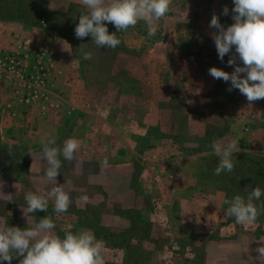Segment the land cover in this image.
I'll return each instance as SVG.
<instances>
[{"label": "rangeland", "instance_id": "1", "mask_svg": "<svg viewBox=\"0 0 264 264\" xmlns=\"http://www.w3.org/2000/svg\"><path fill=\"white\" fill-rule=\"evenodd\" d=\"M224 6L228 16L221 15ZM233 7V0H171L154 36L148 37L143 21L120 33L106 22L121 43L98 49L91 36L75 37L79 16L86 13L80 0H0V33L4 26L24 32L0 42V57L26 38L45 47L48 63V100L28 105L18 101L14 92L20 86L0 67V191L12 195L10 203L0 199L5 224L31 226L20 207L32 191L49 200L47 212L32 214L36 222L51 217L61 238L67 231L91 230L103 242L105 264H261L264 195L253 201L261 212L251 225L225 215L224 201L237 195L247 200L257 186L264 193V100L249 104L238 90L227 91L230 82L208 74L211 67L234 70L227 64L234 48L222 62L211 39L217 30L209 28L213 14L225 28L231 25ZM82 50L93 58L84 60ZM30 64L23 59L20 65L27 66L16 69L29 76ZM68 102L118 121L124 140L112 137L101 156L77 150L72 164L60 157L56 183L72 203L57 215L48 195L47 161L38 154L41 141L54 138L62 145L81 138L79 128L71 134L80 112L59 114ZM104 129L93 126L83 135L98 142L108 139ZM214 140L238 143L232 172L214 174L220 159ZM105 158L109 167L101 171Z\"/></svg>", "mask_w": 264, "mask_h": 264}, {"label": "clouds", "instance_id": "2", "mask_svg": "<svg viewBox=\"0 0 264 264\" xmlns=\"http://www.w3.org/2000/svg\"><path fill=\"white\" fill-rule=\"evenodd\" d=\"M86 9L81 13L79 23L75 27V37L83 39L91 36L96 48L116 49L121 41L116 33L109 34L107 23L112 24L117 32L127 31L143 21L147 26V35L152 37L156 32V22L166 19L170 11L171 0H80ZM231 10L233 23L225 28L220 23L216 14L212 15L209 28L213 32L211 39L214 41L218 58L223 62L224 57L234 48L235 52L227 61L233 67L231 73L216 67L208 69V74L216 80L230 82L227 91H239L249 104L264 100V0H233ZM221 15L228 16L229 9L224 6ZM84 60H91L93 53L83 51ZM239 60V66L237 64ZM40 160L47 161L46 183L52 185L48 195L54 198V212L57 215L68 211L72 201L64 185H57L62 161L68 164L77 160L76 152L81 142L68 138L62 145L56 140L41 141ZM214 153L220 158L215 175L222 172H232L234 169L233 153L240 151L238 143L232 141L224 145L221 141L214 140L211 145ZM109 167L107 158L102 163L100 170ZM3 183L0 182V188ZM40 191H43L41 189ZM262 193L260 187H255L247 196V200L237 195L232 200H225L229 205L225 215L234 217L235 222L241 225L254 223L261 210L253 203L260 200ZM11 194L5 195L0 191V199L11 202ZM8 198L5 200V198ZM82 199L87 200L84 196ZM25 207H20L27 225L23 229L9 227L0 217V264H11L14 258L22 257L19 264H105L103 242L95 238L89 229H81L78 233L67 231L64 237L54 233L56 224L49 216L36 222L34 214L37 211L47 212L49 200L36 192L24 194ZM264 243V236L258 238ZM257 257L264 264V246L257 249Z\"/></svg>", "mask_w": 264, "mask_h": 264}, {"label": "built area", "instance_id": "3", "mask_svg": "<svg viewBox=\"0 0 264 264\" xmlns=\"http://www.w3.org/2000/svg\"><path fill=\"white\" fill-rule=\"evenodd\" d=\"M37 46H34L30 39H20L17 40L12 49L14 53H8L0 57V67L1 65H5L3 68L4 75H7V77L11 75L10 77H12L13 81L20 86L22 91L16 90L14 94L18 96V101L25 105L48 100V91L46 89L47 52L45 47ZM23 59L31 60L32 71L29 73V76H23L21 68L16 69V65L20 67L27 66L20 65ZM50 106L56 107L57 105Z\"/></svg>", "mask_w": 264, "mask_h": 264}, {"label": "crops", "instance_id": "4", "mask_svg": "<svg viewBox=\"0 0 264 264\" xmlns=\"http://www.w3.org/2000/svg\"><path fill=\"white\" fill-rule=\"evenodd\" d=\"M4 27L6 28L5 34L0 33V42L3 45L6 43H9L10 41L14 40L15 38H18L19 36H22L19 33H24L22 30H20V31L17 29L13 30L12 28L8 29L10 26H4ZM4 96L7 97L6 94ZM103 96H104V94H103ZM77 97H78V95L76 94V99H77ZM80 106L81 105H79V104L74 105L72 103H69V104L66 103V105L63 106V108H61V110L59 111V114L61 116H65V114H69L70 112H74L75 110L77 112H80V114H81V118H80L81 120L76 121L78 125L75 124V126H74V128H72V132H71V134H74V132H76V130H78V128H79V130H81L80 131L81 138H79V139L76 138V139L78 141H81L83 138H85L83 143H81L80 148L78 149L79 152L82 151L83 148H86L87 152L89 153L88 156H90V152H92V153L98 152V155L101 156L104 152L105 146H107V151L109 152V150H110L109 146H111L109 143V140H111L112 137H117L118 139L122 138L119 136V131H118L117 127L114 125V124H117L118 121H113V123H110L108 121L107 117L104 116L103 112L96 113V111H94V110L91 111L90 109H88V106L86 104L85 105L83 104L81 108H80ZM8 108H10V107H7V109H6L7 111H8ZM30 120L31 119H29V122H31ZM71 120H72V118H71ZM59 122L60 121H57V122H55V124H58ZM30 126L33 127L34 124L33 123H32V125L30 124ZM93 126H100L102 128L107 127V129H104V130L106 131V135L108 136L107 137L108 139H105V136L104 137L102 136V138L98 139L99 143L96 140L93 141L92 143H90L91 138H86V135H83V133L89 134L90 131L92 130ZM122 140H124V139L122 138ZM86 141H89V143H87Z\"/></svg>", "mask_w": 264, "mask_h": 264}]
</instances>
